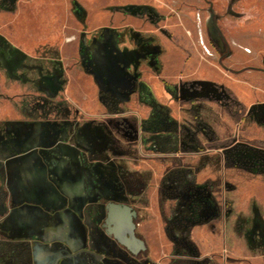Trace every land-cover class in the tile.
Wrapping results in <instances>:
<instances>
[{
	"label": "rangeland",
	"instance_id": "rangeland-1",
	"mask_svg": "<svg viewBox=\"0 0 264 264\" xmlns=\"http://www.w3.org/2000/svg\"><path fill=\"white\" fill-rule=\"evenodd\" d=\"M20 125L27 160L51 133L82 208L117 198L111 168L143 176L124 197L152 264H264V0H0V142ZM176 173L221 209L193 255L171 236ZM12 241L0 264H22Z\"/></svg>",
	"mask_w": 264,
	"mask_h": 264
},
{
	"label": "flooded vegetation",
	"instance_id": "flooded-vegetation-1",
	"mask_svg": "<svg viewBox=\"0 0 264 264\" xmlns=\"http://www.w3.org/2000/svg\"><path fill=\"white\" fill-rule=\"evenodd\" d=\"M98 65H100L102 70H105L107 67V64L99 62ZM101 76L102 82H110L107 74L102 71ZM17 131L18 133L14 138L5 139L0 142V149L8 148L9 152L13 154L18 153L21 149H25V145L22 144V142L26 135H28V130L25 128V125H20L17 127ZM35 134L38 136V141L30 149L37 150L39 158L37 164L28 167V171L33 173L36 170L39 175V181L44 184V187H46L48 191L60 190L61 187L58 185V180L60 179L75 181L76 177L72 174V170L68 165L61 164L57 149H53L54 145L49 141L51 133L48 130H44L43 132L41 129H37ZM26 146L28 147L30 145ZM34 155L35 153L32 154L31 158L34 157ZM111 169H113L115 174L118 172V174H116V182L119 180V190L116 191L117 198L95 205L89 204L82 208V202L87 194L83 178L84 186L82 195L77 193V197L73 200L78 210L82 212L84 226L89 235L86 249L95 250L98 259L103 257L104 264H152L145 258V254L148 252L149 247L144 236L139 231L140 218L137 208L124 197L126 194L134 196L141 194L146 188V182L143 176L138 172L123 170L121 166ZM166 187H168V189L172 187L173 190L171 191L173 192L169 194L171 198L177 200L179 208L176 214L179 224L175 225L171 236L175 239L178 250H182V254L187 252V254L193 255L195 254V250L189 243L187 236L188 230L204 222L208 223L217 220L221 216V209L216 200L212 197L210 189L205 186L199 187L195 185L187 174H172L167 179ZM65 190L63 189V191ZM79 199H82L80 200L81 204L78 203ZM109 204H118L123 208L130 209L127 217L129 218V214L132 216V224L127 223L126 227L121 228L114 225L112 221H107ZM257 230H259V228ZM130 231L134 233L136 239L144 242L146 247L145 251H139L137 254L133 253L137 251V246L134 247L128 242ZM124 235L127 237H123ZM252 245L258 246L260 244L254 241ZM13 251H16L15 259L18 261L20 260V263L32 264V262H34L35 264H39L37 259H35V256H38L36 244L32 245L28 242H23L15 246ZM207 264H212V262L207 261Z\"/></svg>",
	"mask_w": 264,
	"mask_h": 264
},
{
	"label": "crops",
	"instance_id": "crops-1",
	"mask_svg": "<svg viewBox=\"0 0 264 264\" xmlns=\"http://www.w3.org/2000/svg\"><path fill=\"white\" fill-rule=\"evenodd\" d=\"M24 151L0 149L1 237L36 244L39 264H104L95 250L86 249L89 235L73 201L77 193L82 195L76 183L60 179L62 190L48 191L36 170L28 171L37 164L39 153L34 151L27 160Z\"/></svg>",
	"mask_w": 264,
	"mask_h": 264
},
{
	"label": "water",
	"instance_id": "water-1",
	"mask_svg": "<svg viewBox=\"0 0 264 264\" xmlns=\"http://www.w3.org/2000/svg\"><path fill=\"white\" fill-rule=\"evenodd\" d=\"M130 209L123 208L121 205L118 204H109L108 205V220L112 221V223L116 226H119L121 228L126 227L127 223L132 224V216L129 214V218L127 217L128 212ZM133 226V225H132ZM123 237H127L124 235ZM128 242L130 245L136 247L137 251L133 252L134 254H137L139 251H145L146 247L144 245V242L136 239L134 236V233L132 231L129 232V239Z\"/></svg>",
	"mask_w": 264,
	"mask_h": 264
}]
</instances>
